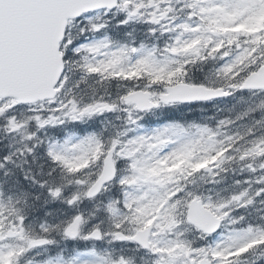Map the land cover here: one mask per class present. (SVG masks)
Wrapping results in <instances>:
<instances>
[{
  "label": "snow or ice",
  "instance_id": "6c2138e0",
  "mask_svg": "<svg viewBox=\"0 0 264 264\" xmlns=\"http://www.w3.org/2000/svg\"><path fill=\"white\" fill-rule=\"evenodd\" d=\"M0 264H264V0H0Z\"/></svg>",
  "mask_w": 264,
  "mask_h": 264
}]
</instances>
